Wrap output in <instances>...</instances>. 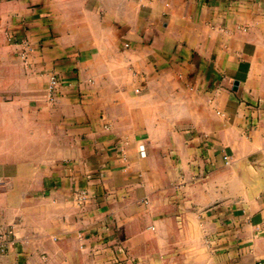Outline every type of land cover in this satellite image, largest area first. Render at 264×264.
Instances as JSON below:
<instances>
[{
	"label": "crops",
	"instance_id": "0c3cea01",
	"mask_svg": "<svg viewBox=\"0 0 264 264\" xmlns=\"http://www.w3.org/2000/svg\"><path fill=\"white\" fill-rule=\"evenodd\" d=\"M0 245L264 264V0H0Z\"/></svg>",
	"mask_w": 264,
	"mask_h": 264
},
{
	"label": "built area",
	"instance_id": "2783aa9c",
	"mask_svg": "<svg viewBox=\"0 0 264 264\" xmlns=\"http://www.w3.org/2000/svg\"><path fill=\"white\" fill-rule=\"evenodd\" d=\"M24 44L27 46L28 44L26 42H24ZM125 46L127 47L128 44H125ZM59 85V80L55 77V76H50L49 78V86H48V91L49 93H53L56 88L58 87ZM144 149L143 147H140V152L143 153ZM81 200L84 199V195L82 194L80 196ZM4 252V246L3 245H0V255Z\"/></svg>",
	"mask_w": 264,
	"mask_h": 264
},
{
	"label": "water",
	"instance_id": "95a60500",
	"mask_svg": "<svg viewBox=\"0 0 264 264\" xmlns=\"http://www.w3.org/2000/svg\"><path fill=\"white\" fill-rule=\"evenodd\" d=\"M236 85H237V82H234V84H233V90L236 89Z\"/></svg>",
	"mask_w": 264,
	"mask_h": 264
}]
</instances>
